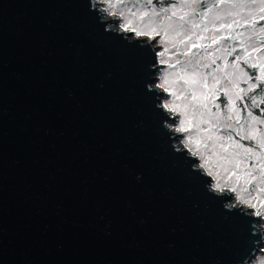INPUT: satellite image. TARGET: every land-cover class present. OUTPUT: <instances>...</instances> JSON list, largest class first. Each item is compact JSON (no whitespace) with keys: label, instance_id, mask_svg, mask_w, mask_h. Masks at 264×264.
Segmentation results:
<instances>
[{"label":"water","instance_id":"95a60500","mask_svg":"<svg viewBox=\"0 0 264 264\" xmlns=\"http://www.w3.org/2000/svg\"><path fill=\"white\" fill-rule=\"evenodd\" d=\"M155 59L84 0H0V264H246L264 245L168 149Z\"/></svg>","mask_w":264,"mask_h":264},{"label":"snow or ice","instance_id":"6c2138e0","mask_svg":"<svg viewBox=\"0 0 264 264\" xmlns=\"http://www.w3.org/2000/svg\"><path fill=\"white\" fill-rule=\"evenodd\" d=\"M84 4L103 35L155 53L144 94L187 174L264 228V0ZM246 264H264V246Z\"/></svg>","mask_w":264,"mask_h":264},{"label":"rangeland","instance_id":"374dc122","mask_svg":"<svg viewBox=\"0 0 264 264\" xmlns=\"http://www.w3.org/2000/svg\"><path fill=\"white\" fill-rule=\"evenodd\" d=\"M126 2H128V3H133V2H135V0H126ZM173 2H175V0H174ZM256 28L259 29L260 26H259V25H256ZM163 48H164V46L161 45L160 48H159L158 50H159V51H163ZM237 51H239V49H238ZM167 55H170V53H169V54H166L164 57H161V58H162V59L167 58ZM255 55H256V54H255ZM257 55H259V53H257ZM160 67L163 68V67H166V65H160ZM154 76H155V78H157V77L159 76V74L155 71V72H154ZM161 78H162V77H161ZM169 98H171L170 94H169ZM223 102H224L223 99H221V103H223ZM257 225L259 226L258 223H257ZM259 227H260V226H259ZM260 228H261V227H260ZM263 246H264V245H263Z\"/></svg>","mask_w":264,"mask_h":264},{"label":"trees","instance_id":"16d2710c","mask_svg":"<svg viewBox=\"0 0 264 264\" xmlns=\"http://www.w3.org/2000/svg\"><path fill=\"white\" fill-rule=\"evenodd\" d=\"M174 1V0H173ZM164 1H161V3H163ZM154 3H155V0H154ZM157 7H158V5H157ZM261 24H264V22H260V23H258L257 25H259V26H261ZM262 51H264V50H262ZM256 55H257V53H256Z\"/></svg>","mask_w":264,"mask_h":264},{"label":"flooded vegetation","instance_id":"af4514ba","mask_svg":"<svg viewBox=\"0 0 264 264\" xmlns=\"http://www.w3.org/2000/svg\"><path fill=\"white\" fill-rule=\"evenodd\" d=\"M161 1H164V0H161ZM158 7H159V5H158Z\"/></svg>","mask_w":264,"mask_h":264},{"label":"bare ground","instance_id":"6f19581e","mask_svg":"<svg viewBox=\"0 0 264 264\" xmlns=\"http://www.w3.org/2000/svg\"><path fill=\"white\" fill-rule=\"evenodd\" d=\"M227 203H228V201H227Z\"/></svg>","mask_w":264,"mask_h":264}]
</instances>
